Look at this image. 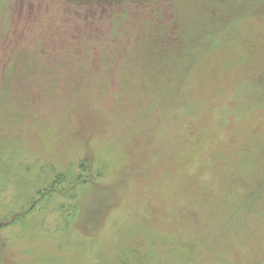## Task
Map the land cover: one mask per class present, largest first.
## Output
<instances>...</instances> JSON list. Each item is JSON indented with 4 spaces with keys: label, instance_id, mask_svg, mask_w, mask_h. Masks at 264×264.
I'll list each match as a JSON object with an SVG mask.
<instances>
[{
    "label": "rangeland",
    "instance_id": "1",
    "mask_svg": "<svg viewBox=\"0 0 264 264\" xmlns=\"http://www.w3.org/2000/svg\"><path fill=\"white\" fill-rule=\"evenodd\" d=\"M0 264H264V0H0Z\"/></svg>",
    "mask_w": 264,
    "mask_h": 264
},
{
    "label": "trees",
    "instance_id": "2",
    "mask_svg": "<svg viewBox=\"0 0 264 264\" xmlns=\"http://www.w3.org/2000/svg\"><path fill=\"white\" fill-rule=\"evenodd\" d=\"M72 2H79V0H71ZM85 2H94L97 5H104V4H113V1H121V0H84Z\"/></svg>",
    "mask_w": 264,
    "mask_h": 264
}]
</instances>
